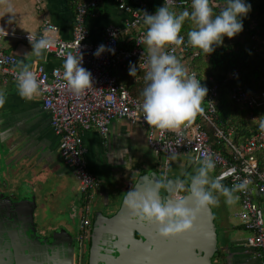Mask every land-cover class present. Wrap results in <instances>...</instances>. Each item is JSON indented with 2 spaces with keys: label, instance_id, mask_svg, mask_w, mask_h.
<instances>
[{
  "label": "built area",
  "instance_id": "1",
  "mask_svg": "<svg viewBox=\"0 0 264 264\" xmlns=\"http://www.w3.org/2000/svg\"><path fill=\"white\" fill-rule=\"evenodd\" d=\"M71 1L75 8L71 39L55 38L56 44L48 54L62 60L59 56L61 46L65 51L71 50L74 53L80 50L84 56L83 67L92 73L93 88L77 97L67 88L62 71H58L61 67L53 68L48 72L42 64H37L36 70L42 86L40 95L42 108L49 114L50 126L59 138V156L64 164L73 169L79 184L82 200L80 229L85 234L89 227L90 210L97 189V181L88 169L85 159L86 150L81 132L96 130L105 139L111 122L123 120L145 130L147 147L156 155L167 157L169 153L175 152L190 154L193 158L200 152H207L216 164V174L225 177L223 183L227 186L231 187L234 180L248 181L247 191L238 194L240 209L234 213V218L237 224L248 232L245 248L253 250V258L257 259L259 264H264V216L261 206L255 203L250 194V191L255 189L264 197V166H260L256 156L257 151L264 149V133L259 132L237 146L230 141L231 133L226 137L215 127L218 85L211 78H209L210 84L205 85L198 74L189 67V60L196 54L187 58L186 54L189 50L187 43L172 46L168 50L180 58L188 68L189 74H194L201 85L208 89L203 104L204 111L198 117L214 127L218 139L226 141L231 149V160L212 148L209 136L200 121L195 120L190 126L178 131L162 132L151 128L143 121V112L140 108L142 98L132 95L114 74L118 70L126 69L130 62L135 60L142 74L139 81L142 92L145 86L143 74L147 70V57L142 58L145 45L140 37L146 31L143 13L150 0H130L136 3V8L128 5L124 0H114L118 9L128 14V18L123 29L114 25L106 26L103 41L100 43L88 41L89 30L86 19L89 12L96 9L102 0ZM190 5L191 0H169L170 7L190 8ZM47 25L51 24L45 23L44 27ZM3 35L6 34L0 33V37ZM7 35L29 42L27 38L29 33H7ZM32 35L38 37L40 34ZM125 43H130L131 47L124 48ZM101 44L115 49V54L106 51L102 56L96 57L93 53ZM16 62L14 56L0 49V73L4 83L10 81L15 83ZM236 76V73H233L229 79H234ZM229 97L236 105L249 111L250 120L255 119L252 111L264 106V92L261 95H254L240 85L230 89Z\"/></svg>",
  "mask_w": 264,
  "mask_h": 264
},
{
  "label": "clouds",
  "instance_id": "2",
  "mask_svg": "<svg viewBox=\"0 0 264 264\" xmlns=\"http://www.w3.org/2000/svg\"><path fill=\"white\" fill-rule=\"evenodd\" d=\"M0 7L9 15V23L15 18V8L10 0H0ZM251 10L246 0H226L216 10L213 0H191L190 10L177 12L169 7V0L159 7L155 14L143 13L146 31L140 37L145 45L142 58L147 57V70L143 74L145 86L140 93L143 121L153 129L160 131H178L190 126L196 117L204 111L203 104L208 89L202 86L194 74L176 55L168 49L187 43L192 49L206 56L216 47L222 46L224 38H235L244 30L243 19ZM191 27L185 41L182 30L185 23ZM3 29V27H0ZM59 30L55 25H47L38 37L31 33L28 41L31 52L16 62L15 85L21 99L31 101L42 93L36 63L46 61L48 52L56 44L53 33ZM7 35V33L4 31ZM115 54V49L101 44L93 53L96 57L105 52ZM63 80L67 88L77 97L93 88L92 73L83 67L84 56L79 50L74 53L65 51L61 46ZM35 57V61H29ZM137 66L132 64L129 75L135 77ZM6 102L5 93L0 92V106ZM259 130L264 133V117H260ZM6 134H0V139ZM179 153H169L168 161H177ZM191 170H185L183 164L176 176L169 164L161 168L155 182L140 186L133 178V185L123 195V204L127 208L132 223L151 226L163 240H175L184 236H195L200 216L208 209L218 206L220 197L234 204L240 199L239 193H245L246 180H234L231 187L223 183L225 177L216 174V164L207 152H200L191 161Z\"/></svg>",
  "mask_w": 264,
  "mask_h": 264
},
{
  "label": "crops",
  "instance_id": "3",
  "mask_svg": "<svg viewBox=\"0 0 264 264\" xmlns=\"http://www.w3.org/2000/svg\"><path fill=\"white\" fill-rule=\"evenodd\" d=\"M124 1L130 6L137 7L133 1ZM10 2L16 14L12 23H9L10 17L4 8L0 7V27H3L6 33L38 35L44 29L45 23H48L55 25L59 30L52 34L55 38L71 39L75 11L71 0H10ZM98 8L99 11L93 10L86 19L88 41L93 43L103 41L106 26L114 25L123 29L128 18V14L119 10L114 0H102ZM4 31L0 29V33ZM0 49L14 56L16 61L24 59L25 54L32 50L29 42L10 35L0 37ZM35 59L29 57V61ZM62 62L52 54H47L46 61H40L36 65L42 64L46 71L50 72L53 68L61 67ZM122 75L130 87L132 81L138 83L140 79V74L132 77L129 71ZM0 92L6 96L5 104L0 106V134H6L0 139V189L9 195L14 190L25 188L29 200L33 199L37 205L38 222L45 223L47 212L49 216L47 219L51 223L47 225L48 227H68L66 217L60 216L59 213L66 209L75 210L76 215L78 211L81 213L79 184L73 169L64 164L59 156V138L50 126V116L43 110L40 96L31 101L21 99L15 83L12 81L4 83L1 73ZM81 136L88 169L97 181L94 220L97 215L95 213L102 211L107 213L105 209L107 204L110 206L108 210L112 213L118 210L121 198L133 185V178L136 181L140 176L153 172L160 175L159 166L143 154L145 149H150L146 144V132L139 126L123 120H114L109 125L105 139L96 130L81 132ZM153 155L162 156L154 153ZM118 186H122V192L115 195V188ZM254 201L261 207L264 206V199ZM226 205L234 214L240 209V200ZM221 217L219 216L220 224L225 225L224 218ZM227 228L232 236L224 234L220 246L217 242L218 250L213 256V264H259L252 256L254 251L245 248L248 232L237 223L229 224Z\"/></svg>",
  "mask_w": 264,
  "mask_h": 264
},
{
  "label": "trees",
  "instance_id": "4",
  "mask_svg": "<svg viewBox=\"0 0 264 264\" xmlns=\"http://www.w3.org/2000/svg\"><path fill=\"white\" fill-rule=\"evenodd\" d=\"M225 2L226 0H213L217 11ZM246 3L251 5V10L246 17L242 18L244 25L242 33L233 39L225 37L223 45L216 47L215 51L208 56L203 53L197 55V50L192 49L190 46L186 54L187 58L196 54L195 57L189 60L188 65L198 74L205 85L210 84L209 78L218 85V98L214 117L215 127L222 131L226 137L231 133L230 141L237 146L245 143L260 132V121L254 120L264 117V106L254 109L252 112L256 118L250 120L248 117L249 111L236 105L229 97V91L235 85L243 86L254 95H261L264 92V0H246ZM164 4V0H150L146 4L144 12L155 13ZM170 8L177 12L184 9L190 10L188 7ZM96 9L93 10L95 11ZM98 9L97 11H99ZM93 10L89 13H92ZM190 27L191 25L186 22L181 33L184 35L185 40H187L186 34ZM123 47L129 48L131 44L125 43ZM132 64L137 66V62L133 60L126 69L118 70L114 74L119 75L118 80L130 90L132 95L141 97L140 79L138 81L139 84L132 81V88L122 75L129 71ZM233 73H236L237 76L234 79H229V76ZM138 74H140L141 78L142 74L139 70ZM196 121L202 122L212 148L231 160L230 147L225 140L218 139L215 136L216 130L214 127L204 122L201 118H197ZM256 156L260 166H264V149L257 151ZM187 170H191V165Z\"/></svg>",
  "mask_w": 264,
  "mask_h": 264
},
{
  "label": "water",
  "instance_id": "5",
  "mask_svg": "<svg viewBox=\"0 0 264 264\" xmlns=\"http://www.w3.org/2000/svg\"><path fill=\"white\" fill-rule=\"evenodd\" d=\"M157 177L158 175L153 172L140 176L136 182H139L143 187L155 182ZM115 190V195H119L122 192V186H118ZM24 192L18 189L5 196L4 191L0 189V210L4 211L5 207L8 209V213L3 212L2 214V217L7 221L15 222L17 219L18 222H21L24 219L23 216H26L27 220L25 219L24 223L28 225L34 222L37 205L33 199L30 201L29 196ZM250 194L253 200L264 199L255 189L251 190ZM109 207L108 204L105 205L107 213L103 211L96 213L99 215H96L95 230L92 232L94 239L92 252L97 257L94 264H213L212 259L218 248L211 208L201 214L195 236L163 240L158 236L155 228L144 226L151 231L143 235L144 242L142 243L134 238V235L137 234L142 239V225L131 222L129 212L123 204V197L117 211L112 213L108 210ZM40 226L45 233L51 229L46 223H40ZM68 227L54 233L62 238L58 242L56 236H52L54 248L59 246L64 250L69 247L70 243L66 239V237H70ZM3 230V225L0 223V236L11 242L10 232L8 234ZM32 231L35 233L34 228ZM108 237V240H104ZM107 253L110 255L115 253L117 257L109 259Z\"/></svg>",
  "mask_w": 264,
  "mask_h": 264
},
{
  "label": "flooded vegetation",
  "instance_id": "6",
  "mask_svg": "<svg viewBox=\"0 0 264 264\" xmlns=\"http://www.w3.org/2000/svg\"><path fill=\"white\" fill-rule=\"evenodd\" d=\"M95 200L96 194L90 210L89 227L85 234L80 229L79 224L72 223L67 228L70 237H66L70 245L64 250L59 246L54 248L52 245L54 233H58L64 228L50 227L49 232L45 233L40 226V222H38L36 213H34V222L27 225L24 223V220H27L26 216H23L24 219L21 222H18L17 219L15 222H11L2 217L3 212L8 213V209L5 207L4 211L0 210V223L3 225V231L8 232V234L10 232L11 238V242H9L0 236V264H94L97 258L95 253L92 252L94 240L92 232L95 230L93 216ZM23 212L25 213V211ZM76 216L78 222H80L81 213L79 211ZM72 217L74 220L75 217ZM32 228H34L35 233H33ZM142 230V239L137 234L134 235V238L143 243V235L150 233L151 230L144 228V226H142ZM55 236L58 242L62 239L57 235ZM108 239L109 237L104 240ZM106 255L109 259L117 257L115 253L112 255L107 253Z\"/></svg>",
  "mask_w": 264,
  "mask_h": 264
},
{
  "label": "rangeland",
  "instance_id": "7",
  "mask_svg": "<svg viewBox=\"0 0 264 264\" xmlns=\"http://www.w3.org/2000/svg\"><path fill=\"white\" fill-rule=\"evenodd\" d=\"M144 156L146 158H148L149 160H151L152 162H154L157 166H159V174L161 172V168L167 163L170 165L171 169H173L172 172L169 173L170 176H176L179 174V171H180V168H179V165L180 164H183L184 166V169L187 170L191 163V159H192V156L190 154H180V157L177 161H168L166 159V157H163V156H154L153 153L148 150V149H145L144 150ZM141 156H142V149H141ZM20 191H23L25 190L26 192V189L25 188H21L19 189ZM24 192V193H25ZM31 192V191H29ZM96 204V202H95ZM227 203L225 202V199L224 197H220V203L218 206H215V207H212V212H213V216H214V227L216 229V235H217V242H218V246H220L221 242L223 241V235L227 234L229 235L230 237L232 236V234L227 230V226L229 224H232L234 225L236 222L235 218H234V214L232 213V211L229 209V206L226 205ZM262 209V212H263V216H264V206L261 207ZM73 210V209H71ZM75 210L73 211H69L68 209H66V211L64 212H60L59 215L60 216H65L66 217V221H67V224L68 226L70 227L71 224H79L78 220H77V216L76 214L74 213ZM48 213L46 212L45 213V223L47 225L51 224L49 221H48ZM74 214V217L75 219L72 220V216ZM233 214V215H232ZM223 215V216H222ZM219 216L221 218H224L223 219V222H225V225H221L220 224V221H219ZM41 223V222H40ZM71 223V224H70Z\"/></svg>",
  "mask_w": 264,
  "mask_h": 264
}]
</instances>
